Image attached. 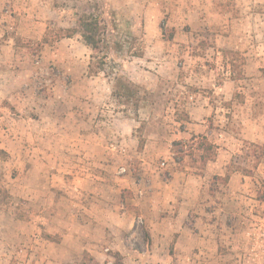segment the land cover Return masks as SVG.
<instances>
[{"label": "rangeland", "instance_id": "1", "mask_svg": "<svg viewBox=\"0 0 264 264\" xmlns=\"http://www.w3.org/2000/svg\"><path fill=\"white\" fill-rule=\"evenodd\" d=\"M0 150V264H264V0H0Z\"/></svg>", "mask_w": 264, "mask_h": 264}, {"label": "trees", "instance_id": "2", "mask_svg": "<svg viewBox=\"0 0 264 264\" xmlns=\"http://www.w3.org/2000/svg\"><path fill=\"white\" fill-rule=\"evenodd\" d=\"M52 38L54 40L61 39L63 37H72L75 33L80 32L81 37L86 45H88L92 50H97L100 47V44L104 40L105 35V27L101 24V20L97 15L83 12L77 17V27H58L56 29L51 30ZM50 35V34H49ZM47 33L42 38L43 43H47L50 40V37ZM89 74H97L99 70L92 69V62L88 65ZM196 140V149L201 151L199 156V160L204 167L207 162L213 161L216 158L217 154V146L211 142L204 135H196L191 137V141ZM177 144V142H175ZM1 151V150H0ZM237 168L232 169L231 171H236ZM229 178V172H226L222 179L225 181ZM5 194H7L5 192ZM112 260L109 264H125L123 262L122 256L118 251L109 253ZM75 264H101L98 262L89 252L84 251L81 255V258Z\"/></svg>", "mask_w": 264, "mask_h": 264}, {"label": "crops", "instance_id": "3", "mask_svg": "<svg viewBox=\"0 0 264 264\" xmlns=\"http://www.w3.org/2000/svg\"><path fill=\"white\" fill-rule=\"evenodd\" d=\"M235 172H239V171H235ZM242 176V174L240 175ZM165 185H168V183ZM69 188H71V194H74V193H79V188L77 186H69ZM162 196H159V198H161L162 200H164V197H166L165 200H167V196L165 195V193H161ZM160 194V195H161ZM102 197H104L103 194H101ZM159 195V194H158ZM158 197V196H157ZM184 201V199L182 200ZM98 202H101V203H104L105 201L102 202L101 199H99ZM106 204V203H105ZM168 204V203H167ZM154 206L156 207H159V205L155 202ZM83 210L91 213L92 216H95V221L96 223L93 224L94 226V229H97L98 231L101 230L103 227H102V223L104 222L103 221V218L108 214V211L105 209V207L103 205H101L100 203L98 204H94L92 207H89V210L87 207H84L82 206ZM61 223H65V221L63 220H60ZM158 224V223H157ZM152 227L151 229H156L155 227L157 226V229L161 228L162 224H158V225H155V224H151ZM66 227H67V231H64L61 236V240L59 241V244L63 243V244H66V243H75V242H79L81 241V235L83 233H88L89 231V227H92V224L88 225L86 224L85 222L84 223H80V222H75V223H72V226L71 228H68L67 224H66ZM88 228V229H87ZM58 230H60V228H58ZM80 231H83V232H80ZM153 232V230H151ZM178 231V230H177ZM161 230H159V234H160ZM186 233V232H183V233H180L178 236L179 237H182V235ZM91 234V233H89ZM158 232H156L155 236H158L159 235ZM162 235H165L164 237L167 238L168 235L167 234H162ZM186 235V234H184ZM162 238V237H161Z\"/></svg>", "mask_w": 264, "mask_h": 264}]
</instances>
